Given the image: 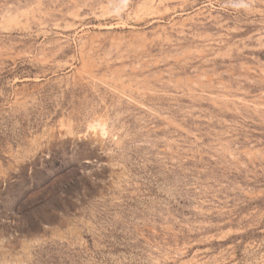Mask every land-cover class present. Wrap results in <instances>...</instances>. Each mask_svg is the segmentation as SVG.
<instances>
[{
    "label": "rangeland",
    "instance_id": "374dc122",
    "mask_svg": "<svg viewBox=\"0 0 264 264\" xmlns=\"http://www.w3.org/2000/svg\"><path fill=\"white\" fill-rule=\"evenodd\" d=\"M0 264H264V0H0Z\"/></svg>",
    "mask_w": 264,
    "mask_h": 264
},
{
    "label": "clouds",
    "instance_id": "9594fccd",
    "mask_svg": "<svg viewBox=\"0 0 264 264\" xmlns=\"http://www.w3.org/2000/svg\"><path fill=\"white\" fill-rule=\"evenodd\" d=\"M92 123H95V121H93Z\"/></svg>",
    "mask_w": 264,
    "mask_h": 264
}]
</instances>
